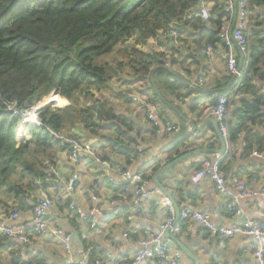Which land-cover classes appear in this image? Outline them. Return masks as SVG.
<instances>
[{"label":"clouds","instance_id":"clouds-1","mask_svg":"<svg viewBox=\"0 0 264 264\" xmlns=\"http://www.w3.org/2000/svg\"><path fill=\"white\" fill-rule=\"evenodd\" d=\"M211 9L191 3L181 22L206 23ZM257 12L264 0H247L213 25L227 36L235 24L227 47L198 56L195 45L182 46L191 62L172 71L188 95L153 83L132 92L138 107L127 113L93 108V98L71 128L46 122L43 105L17 108L43 132L30 148L34 173L0 204V239L22 245V255L39 250L34 264H264V90L244 82L237 65L255 43L248 27L264 21ZM196 89L215 90V99L196 106ZM68 99L49 102V117Z\"/></svg>","mask_w":264,"mask_h":264},{"label":"trees","instance_id":"trees-1","mask_svg":"<svg viewBox=\"0 0 264 264\" xmlns=\"http://www.w3.org/2000/svg\"><path fill=\"white\" fill-rule=\"evenodd\" d=\"M247 1V0H246ZM211 3L213 9L206 23H194L198 17L183 19L189 4ZM230 0H0V204L6 197L19 195L16 186L34 173V151L41 143L43 129L27 128L30 139L18 145L16 131L22 114L15 113L21 105L37 106L52 101L58 106L72 103L59 113L40 110L52 122H62L71 128L73 119L99 104L100 110L114 107L108 93L114 78L124 73L168 91L185 90L177 87L180 80L164 65L162 52L143 50L148 41L167 32L189 28L200 30L204 25L207 47L222 44L220 29L213 27L228 19L226 8ZM264 17V12L255 13ZM208 34V35H207ZM182 39V36H180ZM247 83H259L264 90V21L251 25ZM107 58V59H106ZM189 57L173 56V66H184ZM156 64V69L149 71ZM189 93L186 92L185 95ZM244 105L247 106L248 102ZM254 109L249 108V111ZM105 125L106 130L114 126ZM29 129V130H28ZM7 184V188H5ZM16 247L18 243L0 239V245ZM2 246V245H1ZM4 247V246H3ZM35 261V260H34ZM34 261H23L32 264Z\"/></svg>","mask_w":264,"mask_h":264},{"label":"crops","instance_id":"crops-1","mask_svg":"<svg viewBox=\"0 0 264 264\" xmlns=\"http://www.w3.org/2000/svg\"><path fill=\"white\" fill-rule=\"evenodd\" d=\"M212 9H213V5H212ZM231 17L234 18V16ZM234 27L235 24H233L229 28L233 30ZM174 29L176 30L175 27ZM212 29L214 28L210 27L209 25H204L200 30H194L193 28H189L187 31L182 30L181 33L178 32V34L179 36H182V40L184 41L185 45H187V47L191 48L193 45H195V49L198 56L201 55L207 56V48H208L206 44L207 36H204L205 37L204 42H202L201 39L203 38L202 35L206 33L205 31H213ZM173 41L175 40L171 37H167L166 39L163 38L160 40V45L162 49L159 52H162L166 56L167 60L165 61L162 60L160 65H158V69L162 66V64L165 67V64L168 63L169 67L167 68L165 67V68L170 70V73L178 80H180L179 73L172 71V68H183L186 64L190 63L191 62L190 58L192 57V53L187 51H182L181 50L182 46L178 45L177 43H173ZM219 45L222 46V44ZM185 55H187L189 59L187 60V63L183 67L180 65L173 66L171 64V61L173 60V56L177 58L178 56H185ZM242 56L243 55H241L240 52H238L239 66L242 69V71H244L245 66L243 64L245 62V59L243 56V60H242L241 59ZM150 88H152V85L151 84L147 85L146 81L135 79L134 77L128 75L127 73H124L113 80V83L110 86V92L108 93L109 94L108 98L110 99L114 107L117 108L123 107L125 112L127 113L129 111L135 110L138 107L136 100L132 98V92L135 91L137 95H140L145 93ZM163 91H168V90H162V92ZM214 91L215 90H210V89H204V90L196 89L192 91L191 95L193 97H197V96L199 97V100L196 101V106H200L206 102H210L214 100V95H212ZM177 92H182L185 94L187 91L181 90ZM205 92L207 93V95L204 94ZM152 94L154 95V92ZM217 94L223 95L224 93L221 91ZM144 99H147V96H145ZM244 102L247 103L248 101L245 100ZM108 126H114V125L112 123H109ZM209 128L210 130H214V126L212 125H210ZM23 135L24 138L22 139V141H19L20 138H19V134L17 133L16 142L18 145L22 144L21 142H25V140L30 139V134L28 132L26 133L25 130L23 131ZM28 230L29 229H25L26 232ZM1 245H0V264H22L23 261H34L36 260L37 257H40L41 255L39 250L35 252L28 250L24 255H22L19 251V249L22 247V245L20 244L19 246L16 247L14 246L13 248L5 247L6 246L5 244H1ZM25 255L28 257L27 259L25 258ZM244 264H249V261L246 260Z\"/></svg>","mask_w":264,"mask_h":264},{"label":"built area","instance_id":"built-area-1","mask_svg":"<svg viewBox=\"0 0 264 264\" xmlns=\"http://www.w3.org/2000/svg\"><path fill=\"white\" fill-rule=\"evenodd\" d=\"M246 0H239L238 3H237V6L233 3L232 0H230V2L228 4H231L232 7L231 8H226V13L228 15V17L230 16H235V13L239 10V9H242L245 4H246ZM211 15V14H210ZM210 19V16L208 18V20ZM250 29H251V25L248 27L247 29V32L249 34V38H250ZM235 30V27L233 30H231L230 28L228 29V34L227 36H224L223 34L220 33L219 35V38L220 40L222 41V47H227L229 42H233L234 41V36H233V32ZM167 37H171L173 38L175 41H178V45L180 46H183L185 45L184 41L180 38L178 32L173 28L171 27L167 32L163 33L162 35H160L159 37L157 38H153L151 40L148 41L147 45L143 47V50L149 52V53H154V52H159L162 47L160 45V40L161 39H166ZM209 47L207 48V54H208V50H209ZM241 55L244 56V59H245V62H244V66H245V70L242 71V69L240 68L239 66V59H238V56H237V65H238V70L241 72L242 76L245 78L246 76L247 77H251V73L248 72V67H249V64H250V49L246 50V51H239ZM147 85H150V81H146ZM218 95H222V94H218ZM214 99H215V96H214ZM135 100V99H134ZM30 115H32V118L35 119V116L33 113H30ZM27 126H37L35 124H28ZM26 130V129H25ZM5 226H3L2 224H0V236L4 235L5 232L3 231ZM34 228V226H33ZM14 242V241H12ZM34 264V263H32Z\"/></svg>","mask_w":264,"mask_h":264},{"label":"rangeland","instance_id":"rangeland-1","mask_svg":"<svg viewBox=\"0 0 264 264\" xmlns=\"http://www.w3.org/2000/svg\"><path fill=\"white\" fill-rule=\"evenodd\" d=\"M107 59V58H106ZM117 78V77H116ZM115 79V78H114ZM112 83H113V81H112ZM112 83H111V85H112ZM49 97H54L53 96V94H51L50 96H48V97H46L40 104H38L37 106H41V105H43V107H45V106H48V104H49V102H52V101H45L47 98H49ZM50 106V105H49ZM40 110H42V109H40ZM29 123L28 122H20V124H19V127H18V129H17V131H16V138H17V133L19 134V141H22V139L24 138V135H23V131L25 130V132L27 133L28 131H27V128L28 127H30V126H27ZM25 126V127H24ZM29 130V129H28ZM29 133V132H28ZM21 143H23V142H21Z\"/></svg>","mask_w":264,"mask_h":264},{"label":"water","instance_id":"water-1","mask_svg":"<svg viewBox=\"0 0 264 264\" xmlns=\"http://www.w3.org/2000/svg\"><path fill=\"white\" fill-rule=\"evenodd\" d=\"M232 1H233V3L237 6V3H238L239 0H232ZM236 14H237V12L235 13V16H236ZM235 16H234V17H235ZM241 59L243 60V56L241 57ZM48 107H50V106H48Z\"/></svg>","mask_w":264,"mask_h":264},{"label":"bare ground","instance_id":"bare-ground-1","mask_svg":"<svg viewBox=\"0 0 264 264\" xmlns=\"http://www.w3.org/2000/svg\"><path fill=\"white\" fill-rule=\"evenodd\" d=\"M49 106V105H48ZM48 106H45V107H42L41 109H45V108H47ZM25 127V126H24Z\"/></svg>","mask_w":264,"mask_h":264}]
</instances>
